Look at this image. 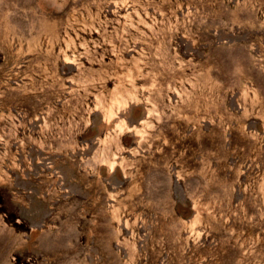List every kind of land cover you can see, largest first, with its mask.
<instances>
[{
    "label": "rangeland",
    "instance_id": "374dc122",
    "mask_svg": "<svg viewBox=\"0 0 264 264\" xmlns=\"http://www.w3.org/2000/svg\"><path fill=\"white\" fill-rule=\"evenodd\" d=\"M0 264H264V0H0Z\"/></svg>",
    "mask_w": 264,
    "mask_h": 264
},
{
    "label": "bare ground",
    "instance_id": "6f19581e",
    "mask_svg": "<svg viewBox=\"0 0 264 264\" xmlns=\"http://www.w3.org/2000/svg\"><path fill=\"white\" fill-rule=\"evenodd\" d=\"M129 92V91H128ZM132 93V92H131ZM130 94V93H129ZM133 94V93H132ZM127 103V99L125 96H115L113 98V104L108 107L107 111L105 112L106 113V118L108 119H111L116 113H115V110H114V105H117V106H123V105H126ZM116 127L122 131L123 129H125L126 127V123L124 121H120L119 123H117ZM129 127V126H128ZM135 127V126H134ZM136 130L139 132V128H136ZM105 161L108 162V164L111 166V167H114L115 164H116V161L114 159H111L109 156H106L105 158Z\"/></svg>",
    "mask_w": 264,
    "mask_h": 264
}]
</instances>
